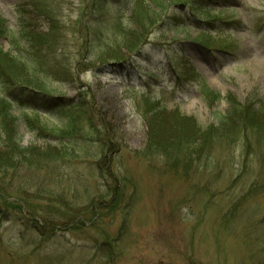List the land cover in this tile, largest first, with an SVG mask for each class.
Here are the masks:
<instances>
[{"label": "rangeland", "instance_id": "rangeland-1", "mask_svg": "<svg viewBox=\"0 0 264 264\" xmlns=\"http://www.w3.org/2000/svg\"><path fill=\"white\" fill-rule=\"evenodd\" d=\"M163 4L115 61L98 51L130 0H0V264H264V133L174 159L146 144L158 105L201 127L228 95L264 106V0ZM23 56L45 69L19 70ZM6 129L57 156L11 157Z\"/></svg>", "mask_w": 264, "mask_h": 264}, {"label": "trees", "instance_id": "trees-1", "mask_svg": "<svg viewBox=\"0 0 264 264\" xmlns=\"http://www.w3.org/2000/svg\"><path fill=\"white\" fill-rule=\"evenodd\" d=\"M163 3L164 0H130V13H127L124 16L120 15L122 17L119 22L114 24L110 39L105 40V42L102 43L98 52L108 51V53H114L113 56L115 57L112 56V59H116L115 61H117L122 58V53L117 52L115 48L122 46L127 50L136 51L140 49L138 46L141 41L136 38L148 33L147 31H149L150 26L156 21L161 20L162 10L164 9ZM4 21L5 20L0 16V38L1 36H8V30L5 28L6 24ZM130 21L132 24H130ZM23 26L25 32L22 31L21 37L27 35L26 25L23 24ZM203 33L205 32L202 31V34ZM202 34L197 41H203L204 35ZM28 35H30L29 38H31L32 42L36 43L38 40L42 41L45 34H42L41 32H33L31 34L28 33ZM20 58L23 59L24 56ZM0 60L2 59L0 58ZM31 60L32 62H27V60L23 59L22 64L18 66V69L24 70L22 68L24 67L27 71L31 68L36 72H40V68L45 69V65H39L36 60ZM104 60L108 61V59ZM23 75L28 76L26 73ZM0 78L3 80V83H7L8 79L1 73V69ZM226 99L230 101L228 110L219 118L216 125L211 124L205 127L198 125L194 118L185 117L179 112H169L166 107L162 105H158L151 111H147L146 120L149 127V132L147 134L148 139L146 142L147 151L174 159L176 157L179 158V155L187 149L195 148L198 150L204 148L213 136L216 137L220 134L232 136L238 133L242 127V133L248 128V126L251 128L253 126V128H257V131L261 130L264 133V106L260 105L261 109L254 111L249 105L236 102L235 99L230 97V95H228ZM79 106L80 104L78 103L70 102L62 107V113L68 119L69 126L75 125L77 118L74 117L75 114L73 111ZM60 110L59 107L57 112H60ZM14 117L15 116H12V119H16V117ZM7 131V141L10 144V147L13 148H8V150L11 151V157L23 154L24 157L30 158V156H32L31 158L33 159L41 160L57 156L52 149H42L37 146L24 148L17 144L18 141L12 134V130ZM8 150H6V153L9 152ZM176 151L178 153H176ZM198 152L199 151H197V153Z\"/></svg>", "mask_w": 264, "mask_h": 264}]
</instances>
